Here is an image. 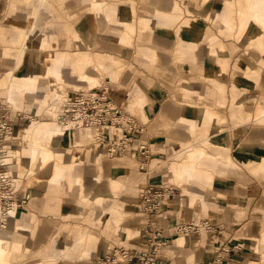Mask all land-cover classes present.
<instances>
[{
    "label": "crops",
    "instance_id": "obj_1",
    "mask_svg": "<svg viewBox=\"0 0 264 264\" xmlns=\"http://www.w3.org/2000/svg\"><path fill=\"white\" fill-rule=\"evenodd\" d=\"M17 1L30 6L24 27L15 26L21 25V22L24 21L19 19L22 14V6L16 4ZM17 1H13L15 16L5 19L2 15L5 13L6 3L0 0V26L3 25V19L8 22L9 27L15 26L14 34L4 31L0 33V42L10 45V47H4L2 51L0 49V56L14 57V67L6 71L5 61H0V72L5 71L4 75L0 77V93L4 94L6 99V102H2L0 99V116L3 114L4 105H8L7 93L10 82L16 80L48 79L52 77L51 73H54L66 81L62 72L66 71L68 79L72 80L71 76L77 74L78 71L84 72L91 78H93L94 72L98 71L109 77L112 84L118 81L120 73H124L125 76H121L119 80L121 84L126 85L130 73H125L123 68L127 63L125 57L132 53L129 45L136 29L134 24L136 22L138 28L149 29V32L146 43L139 44L135 52L138 51L142 54L150 64L157 60L161 65L158 70L165 73L169 84L175 86L176 90H180L181 93L178 92V94L184 98L189 99L195 95L201 97L198 90L199 82L194 81L197 76L195 75L190 82H187L182 76L186 73L188 77L189 70L198 68L200 72L203 70L208 75L229 80L228 86H230L232 95L231 119L238 122V125H233L231 129V134H233L231 148L235 145L234 157L242 164L241 166L251 169L253 174L264 175V99L253 111L251 109L252 94L258 89L264 90V59H262V56L264 57V0H149L146 9L147 12H152L147 15H137L133 1L129 4L117 0L111 4L110 0L109 9L106 6L108 1H105L103 27L108 30V25L114 24L117 27L115 29L120 30V33H112V35L102 29L101 33L106 37L104 40L95 37V23L91 18V15L95 14L94 2L76 0L77 10L67 14L72 19L76 16V20L72 24L75 25L72 35L75 39L74 48L76 50L71 53L54 46V43L57 42L59 26H55L57 32H46L41 29L38 9L45 6L46 11L52 12L48 0ZM10 5L12 6V3ZM86 7L87 9L84 10ZM251 8H254L253 12H251ZM256 12L263 14L257 20L254 17ZM214 23H217L216 28L211 26ZM252 29L254 34L250 36ZM61 30L64 33L71 32L72 29L64 23ZM224 37L227 39L221 40ZM93 39L99 45L100 52L88 53L84 51L85 46H90ZM106 40L123 46V51H118V54L115 53L117 51L109 54L107 50L110 51L112 45L105 42ZM207 43L209 47H207ZM241 45L247 48H244L243 51L240 49ZM27 48H31L33 51L26 52ZM44 50L48 51L46 56L42 54ZM26 53L29 55L26 56ZM255 62L257 67L254 68ZM176 64H180L178 67H180L181 75H177V69L174 67ZM227 72H229L228 76ZM190 77L192 79L193 76ZM99 79L98 77L97 84L100 83ZM147 81H149V76L141 72V75L137 77V82H142L141 85L144 86V82ZM159 81L153 79L154 86L146 89L145 101L147 105L144 107H142L140 98L134 102L128 98L116 100L124 107L128 102H131L132 108H139L143 111V118L153 127V131L149 130L151 136L159 141L156 148L165 147L175 124L179 125L175 129L178 133H185V129L188 131L190 138L180 139L178 144L171 142L172 149L168 154V169L173 175V179L178 184L190 186L195 183L210 187L214 175L224 177L228 173L234 174L238 171L240 166L231 157L230 148L212 142V139L222 134L215 127L221 120L216 111L188 101L180 103V98H176V93H169L168 89L162 87ZM204 87L208 89L210 95L217 90L219 99L216 102L224 105V89L221 84L214 82L212 85L207 84ZM66 88H72L74 91L75 89L82 90L84 87L80 82L72 81L71 84L65 83L63 89ZM109 89H111L110 86ZM117 91L120 95L121 87ZM122 92L124 93V91ZM115 95L118 96L117 93ZM137 119L139 123L144 124V120ZM252 123L256 128L251 126ZM165 124L167 127L164 126ZM144 126L147 130V125ZM87 129L89 135L85 136V144L77 147L82 151L73 153L71 157L68 156L69 161L64 160V157L67 156L62 153L63 164L69 166V170L58 169L59 175L55 177L53 176L54 165H51L52 162H48L39 169V176L36 174L30 193L46 197L45 201L42 197L31 199L30 196H27L25 189L23 191L19 189L17 192L13 182H10L16 190L13 195L15 200H21L22 203L19 207L23 206V210H19L16 219L15 216L13 219L16 227L23 229V232L28 230V235H22L23 243L28 241L29 247L36 231L32 247L42 246L36 252L39 253L52 245L56 254V260L52 264H61L62 259L83 262L88 258L93 259V262H97L96 264H100L102 258L110 252L109 250L104 253L107 246L121 243L122 246L115 249H125L131 252L147 250L144 237L145 231L150 230L147 226L151 225L163 230V235L169 240L166 247L157 254L158 264H216L217 254L222 248L229 249V256L232 257H228V259L226 257V260L230 264H243L242 259L250 250H246L244 246L248 244L247 247H250L249 241L260 230L259 222L261 220L260 218L258 220V217L264 212V204L260 205L259 202L264 193L263 187L249 177H247L248 182L241 178L240 182L227 189L226 200L217 206L216 212H219L210 216L213 220L202 219L200 226L196 225L198 227L196 233L175 234L172 230L173 226H183L189 223L195 225L190 221L192 213L183 209L181 211L184 216L182 220L173 196L170 201L166 200L161 204L156 215L146 216L141 210L139 197L150 182V177L146 180L143 175H140L142 172L140 170L145 167L147 161L139 158L137 150L134 148L127 149L123 155L109 157L104 152V148L100 146L94 130ZM149 138L144 133L143 139L148 141ZM92 144L94 161L82 165L86 150L84 148H89V145ZM196 152L201 155L194 159L191 155L189 156V153ZM100 154L102 158L99 159L100 166L97 167L95 161ZM103 156L109 160H104ZM249 156L250 159H247ZM117 157H128L132 163L126 168H116L110 160ZM2 161L4 160L0 159V163ZM6 164L4 161L3 165ZM140 178L141 180H138ZM163 187L171 186L165 184ZM125 190H127V195H121ZM220 190L223 192L226 189ZM68 192H76L75 197L78 198V205H76L75 197L71 199L61 196ZM129 194L131 196H128ZM122 196L124 201L121 199ZM111 197L114 200H111ZM181 197L183 205L187 207L193 206L197 201L196 205L201 212L212 208L201 191L182 187ZM83 200L88 201L85 208L92 206V208L100 210L99 215L92 220L93 224L108 223L110 229L115 230L116 228L124 235L123 238L120 240L108 239V245L105 240L99 238V250L95 252L92 251L96 245L95 233L86 227L71 228L68 230L71 239L69 244L58 248L55 246L56 238L51 236L44 245L52 232V226L55 223L59 224L60 217L64 220L81 218L85 208L79 212H77V208L82 205ZM129 202H135V204ZM172 208L175 211H171ZM221 208H223L222 211ZM44 210H51L54 216L44 214ZM90 218V216L87 217V220ZM5 228L6 225L4 228H0V235ZM241 230H243L244 236L235 240V236ZM21 233H16L18 239L21 238ZM126 234L127 236L131 235V238H127ZM186 237L192 240L190 243L187 242V245H185ZM83 238L85 241L82 245L80 240ZM46 250L48 251V249ZM71 251H73L71 254L73 257L65 256ZM55 254L49 253L48 256Z\"/></svg>",
    "mask_w": 264,
    "mask_h": 264
},
{
    "label": "rangeland",
    "instance_id": "obj_2",
    "mask_svg": "<svg viewBox=\"0 0 264 264\" xmlns=\"http://www.w3.org/2000/svg\"><path fill=\"white\" fill-rule=\"evenodd\" d=\"M4 3H6V5L4 6L6 8L5 13L2 15L3 18L5 19H9L13 16H15V8H14V0H3ZM17 1V0H16ZM92 2H94V13L91 15L92 18V22L95 23V29H96V34L95 37L104 40V35L101 33L102 29H104L103 31H105L108 34H112V33H120V30H116L115 28H117L116 26H114V24H110L108 25V30L111 27V29L108 31L107 28L103 27V22L102 20L104 19V12H105V1H108V4L106 5L108 7V9L110 8L109 5L114 4L115 1L117 0H111V4H110V0H91ZM123 1V3H131L132 1L135 4V9H136V13L137 15H144V14H149L151 12H147V7H148V2L149 0H121ZM182 1V0H181ZM48 2L51 5V11L52 12H48L46 11V7L45 6H41L38 9V16H40V20L39 22H41V29H44L46 32H57L55 30V26H59V30H58V36H57V42L54 43L55 48L61 49L65 52L71 53L74 52L76 50V48H74V43H75V39L72 35L73 30H75V25H72L75 20H76V16L74 19L69 18L67 16L68 13H71L72 11H76L77 9V4H76V0H48ZM12 3V6L10 5ZM16 4H19L22 6V14L20 16V21L21 19H23L24 21L21 22V25H15L16 27H24L25 25V19L29 13V9L30 6L26 5V4H22V2L17 1ZM202 7V4H200ZM130 6V5H129ZM49 15V17L51 18H47V16ZM58 17V18H55ZM80 17V16H79ZM78 17V18H79ZM5 19H3V25L0 26V33L2 31H4L5 33H13L14 34V28L15 26L9 27L7 25L8 22L5 21ZM67 24L69 26V28H71V32H62L61 28L63 26V24ZM106 24V23H105ZM136 26L135 32L134 34H132L131 37V43L129 45V48L131 49L132 53L130 56L125 57L126 59V65L123 68V70H125V73H130L129 75V80L127 81L126 85H123L120 83V78L121 76L124 77L125 74L124 73H120L118 81L115 82V84L110 83V79L109 77L103 75L101 72L95 71L93 77V82L87 80V75H84V79H77V78H73L68 79V76L66 75V71L62 72V75L65 76V80L62 79H54L53 77H50L48 79H46V83H47V87H48V94L45 93L44 96H42V99L47 100V106L45 107L44 111L39 113H36L34 110H29V108L27 109V105L30 103L29 96L27 95L26 98L22 92V90H17L14 89L13 84L11 86V84L9 85V92L7 93V99H8V105H4L5 108H2L3 110V114H5L9 120H10V133H7V135L4 137V140L1 144V148H5L4 152H2L4 155L0 156V159L4 160L5 155H7L8 150H13L16 151L18 153L17 158L12 160L9 166V168H7V170L3 169L1 171H6L8 172V176H9V182H13V186H15L17 192L19 189H22V191L25 189L27 192V196L31 197V199H36L38 197H42L41 195H35L30 193V189H31V184L32 182L36 179V174L39 176V170H37L35 172V170L33 171L32 167L30 166L31 164H28V162L25 161V156L22 155V151L23 148L28 151L31 147L30 145V133L31 131L29 130L31 124L33 122H41V121H46V120H50L52 119V113H49V110H52V106L56 107L57 112L59 110V107L61 106V102L63 100V96H65L66 94H71L74 91H78L81 89H75L73 91V89L71 88H66L65 90L63 89V86H65V83L67 84H71L72 81L73 82H80L81 84H83L82 90H86L89 88H92L93 86L98 85V77L99 79V84L101 83H107L108 86L111 87L110 91L111 93L114 95L113 97L115 99H120L124 98V100L126 98H128V100L130 99L131 102L136 101V99L140 98L142 100V107H144L145 105H147L146 101H145V91L146 89L152 88V86H154L153 83V79L154 80H160L159 82H161L160 85H162V87H166L169 91V93L174 94L176 93V98H180V103H183L185 101L191 102L195 105H200L203 107H209L211 109H213L214 111H216V113L218 114V116L221 118L220 123L218 125H216L215 127L218 129V131H221L222 134L214 139H212V142L216 145H220V146H224L227 148H230V155L231 157H233V159L235 160V163L238 164L239 170L236 171L234 174L233 173H228L226 176L224 177H218V176H213V181L210 187H206L204 185H199V184H195L192 183L190 186L187 184H178L177 181H175L173 179V175L169 172L170 170L168 169V154L171 152V142H175V144H178L180 139L186 140L187 138H190V135L188 134V131L185 129V133H178L177 129L179 125H174L173 128L171 129L173 132L168 136V141L165 143V147L163 146V148H151L153 154L148 158L145 167L140 170L141 172V176L143 175L144 179L149 178L150 177V182H148V186H154V187H163L165 184L170 185L172 187V189L174 190V201H175V205L178 207V210L180 211V216L181 219L184 217L183 213L181 212L183 209H186L187 211H189V213H192V219L190 220L192 222V224H195L197 226H200L199 224L201 223L202 219H207V220H213L210 216L213 214H216L218 212H216L218 210V204L221 205V203L223 201H225L226 197H227V189H230V187H232L234 184H237L238 182L241 181V178L245 179V182L247 181V177H249L251 180L257 182L261 187L264 188V175L262 174H253L251 172V169L249 168H245L243 166H241L242 164L236 160V158L234 157V149H235V145L233 148H231V146L233 145L232 142V138H233V134H231L232 132V127L233 125H238V122L233 121L231 119L232 116V111H231V91H230V86H228L229 80L226 78L225 80L217 78L216 76L214 77L213 75H208L206 72H204L203 70H197L193 69V70H189L190 75H188V77L186 76V73L183 74L182 76L185 78V80L187 82H190L193 80L194 76H197V79L195 78L194 81L199 82V86H198V90L201 93V97L198 96H194V97H190L189 99L184 98L181 94H178V92L181 93L180 90H176L175 86L169 84L167 77L165 75V73H163V71L161 72L159 69V67L161 66L160 63L155 60L154 62H152V64H150V62H148V60L146 58H144L142 56V54H140L138 51L135 52L136 47L140 45H144L146 43L147 40V34L149 32V29L144 30V29H140L137 27V23H134ZM210 25V24H209ZM212 27L217 26V23L211 24ZM10 28V29H9ZM11 30V31H10ZM255 30V28H254ZM254 30L252 29L250 31V36H252L254 34ZM77 31V30H76ZM113 35V34H112ZM95 39V38H94ZM92 40L90 43V46H85L84 51L88 52V53H93V52H100L99 49V45L96 44V40ZM223 39H227V38H221V40ZM1 41V40H0ZM113 41V40H112ZM83 42V41H82ZM109 44L112 45V49L109 51V54L115 52L118 54V51H123V46L121 45H115L109 41H105ZM83 44H85V42H83ZM240 45V44H239ZM4 47H10V45L8 44H3L0 42V49L1 51L3 50ZM207 47H209L208 43H207ZM244 48L246 49L247 47L244 45H241L240 49H242L244 51ZM33 51L31 50V48H27L26 52H30ZM135 52V53H134ZM246 52V51H245ZM42 54L44 56H46L48 54L47 50H44L42 52ZM29 55L26 53V56ZM262 59H264V57L262 56ZM5 61L4 63V68L5 71L7 69H10L12 67H14V57L13 56H9V57H4V56H0V61ZM250 60V58H249ZM181 64V62H179ZM180 64H176L174 65V67L177 69V75H181V70H180ZM254 64V63H253ZM257 67L256 62L254 64V68ZM122 70V71H123ZM4 72H0V77L4 75ZM141 72H144V74L149 76V81L144 82V86L141 85L142 82L138 83L137 82V77H139L141 75ZM227 72V76H228ZM193 76L192 79L190 76ZM95 77V78H94ZM166 77V78H165ZM71 81V82H70ZM15 82V81H14ZM112 82V81H111ZM217 83V84H221L223 86L224 89V94H223V102L224 105H220L218 104L216 101H218L219 99V94L218 91L215 90L213 92L212 95L208 94V89H206L204 86H207V84H213V83ZM43 85V84H42ZM41 85V86H42ZM72 87V86H71ZM121 87V90L124 91V94L122 91L121 94L119 95V92L117 91L119 88ZM146 87V88H143ZM12 88V89H11ZM11 89V90H10ZM114 91V92H113ZM22 92V93H21ZM118 94V96H116L115 94ZM129 94V95H128ZM178 94V95H177ZM42 95V90L38 89L36 91L35 94H33L32 96L35 98H40ZM172 96V95H170ZM31 97V96H30ZM245 97H247V95H245ZM253 97V105L251 106V109L253 111L254 108H256L259 104L260 101L264 99V90L258 89L255 93L252 94ZM0 99L2 102H6V99L4 97V94L0 93ZM172 99V98H171ZM27 102V103H26ZM128 102V101H126ZM131 102H128L125 106L128 109V111L130 112V114L135 117V118H140L142 120H144V125H147V130H146V134L150 137L149 142L150 143H154L155 146L159 145V141L156 138H153L151 135V131H153V127L151 126L150 123H148L147 120H145L143 118V111L140 110L139 108H132L131 107ZM179 102V101H178ZM253 115V113H252ZM55 119V117H54ZM53 120V119H52ZM56 120V119H55ZM253 125H251L252 127H255V124L252 123ZM165 127H167V125H164ZM63 128V127H62ZM24 134H28V136H25ZM87 136L89 135V133L86 134ZM85 135V136H86ZM92 136V135H91ZM85 139L82 138H71V136H67L64 140H62L59 144L57 145H49V149L52 151H56L61 155V161H60V167L63 168V157H62V153H65L67 157H64L65 161H69L68 156L71 157V155L73 156V153H79L81 150V148H77V147H81L83 146V144H85ZM153 141V142H151ZM151 145V144H150ZM89 148H84L86 149L85 152V157L84 160L82 161V165L85 164H89V162H93L94 161V156H92L93 154V144L89 145ZM154 146V147H155ZM46 147V146H45ZM207 149V148H206ZM209 151V150H208ZM99 152V151H98ZM101 153V152H99ZM155 153H158L160 155H157ZM191 155V157L194 159L196 156H200L201 154H195V153H189V156ZM104 157V156H103ZM102 156L101 154L99 155V157L97 158L96 162V166H100L99 163V159L101 160ZM250 159V156L249 158ZM104 160H109L107 157H104ZM153 160V161H152ZM158 160V161H156ZM114 166L116 168H126L127 166L131 165V160L128 157H117V158H113L112 160H110ZM156 161V162H154ZM52 162L51 165L55 164L54 161H49ZM54 167H56L54 165ZM60 167H56L57 168V172L59 173L58 169ZM60 168V169H61ZM61 172V171H60ZM59 175V174H58ZM240 178V179H239ZM138 180H141L138 179ZM103 181V178H102ZM145 182V181H144ZM147 182V181H146ZM27 183V184H26ZM146 187V188H147ZM182 187H187L190 190L192 189L193 191H201L204 195V198L206 199V201L211 204L212 208L208 209L207 211H203L201 212L200 209L197 207V201L193 206H188L190 208H188L186 205H183L182 203ZM220 189H226L225 191L221 192L222 190ZM76 192H68L67 194L61 195V196H65L71 199H74V197ZM127 195V190L123 191L121 195ZM128 196H131L130 194ZM135 196V195H134ZM56 197V196H55ZM43 200H46V197H42ZM123 196H122V201L123 200ZM261 201L259 202L260 205L264 204V193L261 196ZM111 200H114V198L111 197ZM78 198L75 197V202L76 205H78L77 202ZM131 204H135V202H129ZM133 206V205H132ZM223 206V205H222ZM134 208V207H133ZM132 208V209H133ZM264 208V206H263ZM223 208H221L220 210L222 211ZM19 210H23V206L19 207L16 209V215H15V219L17 217L18 211ZM175 211L174 208L171 209V211ZM43 212L46 215H53V212L50 211H46ZM132 211V210H131ZM100 213V210H97L95 208L91 207H87L85 208V210H83V215L81 216V218H73V219H68V220H64L63 218L60 217L59 220V224L55 223V225L52 226V232L50 233V235L48 236L47 240L45 241L44 245L50 240L51 236L56 238V243L55 246H57L58 248H62L64 245L69 244V242L71 241L69 235H68V230H70L71 228H76V229H82V228H88L90 231L94 232L97 239L95 242V247L92 251L97 252L99 250V241L101 239L106 241V245H108V239H117L120 240L123 238V234L120 231H117V229L115 228V230H111L108 223H96L93 224L92 220L95 219V217H97ZM174 214V213H171ZM54 216V215H53ZM91 217L90 220H87V217ZM56 217V216H55ZM189 218V217H188ZM261 220V222H259V226H257V228H259L260 230L256 232V235H254L251 239V241H249V243H251L250 247H247L248 244H246L244 247L246 248V250H249L248 253L244 256V258L242 259L243 264H264V246L260 245V238L261 235L264 234V212L261 213V216L258 217V220ZM125 219V218H124ZM183 220V219H182ZM9 223V222H7ZM16 223V222H15ZM188 223V222H187ZM257 224V223H256ZM37 229V228H36ZM258 230V229H257ZM21 233V232H19ZM36 233V231H35ZM33 235L32 239H31V244L28 247V241L23 243V236L22 235H28V230H26L25 232L21 233V238L17 239L18 242V246H16L15 248H12L11 251H9V253L6 256H2L3 258H0V264H30L31 262L33 264H38V263H43V264H52L55 262L56 260V254H55V250L52 249V245H49L48 248H45L43 250H41L39 253H36L37 251H39L41 249V247L37 248V247H32L33 242H34V237L35 234ZM127 236V234H126ZM243 230H241L236 236H235V240L236 238L239 239L240 237H243ZM127 238H131V235L127 236ZM187 238V237H186ZM81 243L80 244H84L85 238L80 240ZM187 242H192V240H189V238H187L186 244ZM244 242V241H242ZM245 243V242H244ZM248 243V242H247ZM43 245V246H44ZM111 245V244H110ZM121 243L118 244H114L113 246H107L104 250V253L106 251L111 250L112 248H116V247H121ZM48 249V251L46 250ZM47 252V253H45ZM73 251L69 252L68 255L65 256H69L72 254ZM49 253H54V256H48ZM102 254V252H101ZM99 256V255H98ZM101 256V255H100ZM99 256V257H100ZM61 257V256H60ZM70 257H73V255H71ZM228 257H232V256H227ZM34 259V261H33ZM70 259V258H69ZM77 260V259H76ZM98 260V257H97ZM71 261V262H70ZM91 261V262H90ZM97 262H93V259L91 260V258L87 259L86 261L83 262H76L73 260H68V259H62L61 260V264H96ZM221 264H230L228 262V260H226V262H222Z\"/></svg>",
    "mask_w": 264,
    "mask_h": 264
},
{
    "label": "built area",
    "instance_id": "obj_3",
    "mask_svg": "<svg viewBox=\"0 0 264 264\" xmlns=\"http://www.w3.org/2000/svg\"><path fill=\"white\" fill-rule=\"evenodd\" d=\"M113 96L106 82L92 90L73 92L59 113V122L94 130L100 146L109 157L123 155L127 149L134 148L137 150L138 157L146 162L153 154L151 148L156 146L149 142L150 138L148 141L143 139L144 133L146 134L144 124L139 123V120ZM10 130V120L2 114L0 116V156L5 149L1 148V144ZM2 169L3 165L0 164V173ZM1 180L5 184L0 185V225L3 223L1 214L6 212L9 203L14 200L13 192L9 189L8 178ZM173 196L174 190L171 187L149 186L139 197L141 210L148 217L156 215L161 204L166 200L170 201ZM147 227L150 229L145 231L144 237L147 250L131 252L113 248L102 258L100 264H158L157 254L166 247L169 240L163 235V230L151 225ZM172 230L175 234L181 232L188 234L196 233L198 227L189 223L173 226ZM229 253L228 248H222L217 254L216 264L226 262Z\"/></svg>",
    "mask_w": 264,
    "mask_h": 264
},
{
    "label": "bare ground",
    "instance_id": "obj_4",
    "mask_svg": "<svg viewBox=\"0 0 264 264\" xmlns=\"http://www.w3.org/2000/svg\"><path fill=\"white\" fill-rule=\"evenodd\" d=\"M87 9L84 8V10ZM254 11V8H251V12ZM262 13L256 12L254 17L255 19H259L260 17H262ZM82 69V68H81ZM52 77L54 79H62L64 80V78L60 77L59 75H56L54 73H51ZM84 72H77V74H74L73 78H77V79H84ZM83 76V77H82ZM87 80L93 82V78L91 77H86ZM46 79H39V80H16L15 82H10L11 86L13 84V88L17 90H22L25 98L28 95L29 99L28 101H30V103L27 105V109L29 108V110H34L36 113H39L44 111L45 107L47 106V100L42 99V96L46 94H48V87H47V83H46ZM43 84V85H42ZM42 85V86H41ZM99 85V84H98ZM93 86L92 88L86 89V90H81V91H87V90H92L93 88L97 87ZM12 89V88H11ZM10 89V90H11ZM40 89L42 90V95L40 98H35L32 95L36 93V91ZM80 91V90H78ZM21 92V93H22ZM77 92V91H74ZM70 94H66L65 96H63V100L61 102V106L59 107V110L57 112L56 107L52 106V110H49V113H52V119L50 120H46V121H41V122H33L29 128V130L31 131L30 133V149L28 151H26L23 148L22 151V155L25 156V161L28 162V164H31L30 166L33 168L32 170L35 172L39 169H41L43 166H45L49 161H54V165L56 167H60V161H61V155L58 152H54L52 150L49 149V145H57L59 144L62 140H64L67 136H71V138H85V135L89 132V130L87 128H82V127H75L72 124H66V123H60L59 122V113L62 110V107L67 103L68 98H69ZM31 96V97H30ZM27 103V102H26ZM55 117V119H54ZM264 118V115H263ZM63 127V128H62ZM25 136H28V134H24ZM29 137V136H28ZM46 146V147H45ZM195 154H199L198 152H196ZM18 153L16 151L13 150H8L7 155H5L4 157V161L7 163L6 165L4 164V161H2L0 164L3 165V169L7 170V166L11 163L12 160L17 158ZM5 166V167H4ZM54 167L53 168V176H57L58 172H57V168ZM61 168V167H60ZM59 168V169H60ZM64 170H69L70 167L69 166H65L64 165ZM2 169V170H3ZM188 170V169H187ZM189 171V170H188ZM8 178V185H9V189L10 191L13 192L12 195H14L15 193V188L10 184L9 182V176H8V172L6 171H2L0 173V185H4L5 182H1L3 178ZM35 181V180H34ZM34 181L32 182L31 186L34 185ZM7 183V181H6ZM38 186V185H37ZM14 197V196H13ZM21 200H12V202L9 203L8 209L6 210V212L2 215V224L0 225V228H4V226L6 225L5 230L3 231V233L0 235V258H3L2 256H6L9 251L12 250V248H15L16 246H18V236L16 235V233L18 232H23V229H20L18 227L15 226L13 219L16 213V209L19 208L20 204H21ZM88 204V201L83 200L82 205L79 206L77 208V212H79L82 208H85ZM9 222V223H7ZM261 242L260 245L264 246V234L261 235L260 238ZM89 244V242H88ZM118 249V248H117Z\"/></svg>",
    "mask_w": 264,
    "mask_h": 264
}]
</instances>
